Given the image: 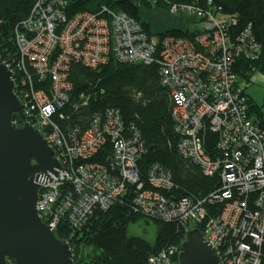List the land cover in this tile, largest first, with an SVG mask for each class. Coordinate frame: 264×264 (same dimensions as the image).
Masks as SVG:
<instances>
[{"label":"built area","instance_id":"2783aa9c","mask_svg":"<svg viewBox=\"0 0 264 264\" xmlns=\"http://www.w3.org/2000/svg\"><path fill=\"white\" fill-rule=\"evenodd\" d=\"M163 1L170 14L199 19V33L192 39L166 36L159 41L141 21L107 5L97 13L70 16L69 0H37L17 25V54L4 62L13 77L16 72L15 91L27 122L43 134L61 162L59 177L49 172L53 181L40 182L38 212L55 232L65 219L72 236L95 208L108 209L135 184V209L180 221L187 230L201 225L222 264H264V113L251 111L247 82L235 71L239 57L258 59L261 45L250 28L231 33L230 25L237 19L221 7H208L212 0L207 6ZM112 58L159 65L162 83L174 99L178 149L206 175L217 176L219 188L203 198H172L164 193L174 188L171 173L159 164L150 168L145 188L138 168L145 143L116 108L96 114L85 131L63 130L58 119L68 115L62 108L70 100L72 63L97 69ZM33 75L39 83L49 82L47 88L35 89ZM208 128L219 134L214 154L205 147ZM108 141L113 144L110 165L91 161ZM178 248L161 249L149 263L179 264Z\"/></svg>","mask_w":264,"mask_h":264},{"label":"trees","instance_id":"16d2710c","mask_svg":"<svg viewBox=\"0 0 264 264\" xmlns=\"http://www.w3.org/2000/svg\"><path fill=\"white\" fill-rule=\"evenodd\" d=\"M37 0H0V57L3 61L17 54L15 29L23 22ZM171 3L208 5L209 0H169ZM152 4L167 9L165 1L151 0H69L68 15L89 11L97 13L102 5L117 12H126L142 22L147 32L161 41L166 36L192 39L197 30L173 27L154 31L150 22L142 18L141 9ZM208 7H221L224 14L234 16L236 24L230 32L240 34L247 28L261 45L259 58L247 60L239 57L235 71L242 80L250 83L257 71L264 72V0H212ZM185 14V13H184ZM15 82L19 80L14 74ZM72 90L70 100L62 110L68 114L65 120L58 119L65 132L69 127L88 129L93 117L105 113L109 108L120 110L127 127L140 131L146 151L138 161L141 180L147 182L150 168L159 164L172 176L174 188L165 191L172 198L189 196L203 198L220 186L217 176H208L203 168L185 158L178 149L180 135L175 131L172 116L174 99L171 90L161 80L157 63L121 62L112 58L107 64L92 69L82 63L73 62L70 69ZM35 89L47 88L33 75ZM250 95V94H249ZM84 96V97H82ZM87 99V104H84ZM251 111L264 113V106L250 95ZM205 147L214 154L219 134L209 128L204 133ZM113 144L108 143L91 159L110 165ZM148 187L146 183L145 188ZM136 185L130 184L108 209L95 208L85 223L69 236L71 230L64 219L56 231L60 239H67L73 252L74 264H150L149 257L163 248L180 247L186 238L187 226L177 220H164L146 215L134 208ZM221 208L222 205H219ZM143 221L153 223L155 238L150 241L129 233L132 224Z\"/></svg>","mask_w":264,"mask_h":264},{"label":"water","instance_id":"95a60500","mask_svg":"<svg viewBox=\"0 0 264 264\" xmlns=\"http://www.w3.org/2000/svg\"><path fill=\"white\" fill-rule=\"evenodd\" d=\"M15 89L13 72L0 57V264H74L69 242L57 236L37 209L40 182L53 181L49 172L59 177L61 162L43 134L27 122ZM205 233L201 225L186 231L179 264H222Z\"/></svg>","mask_w":264,"mask_h":264},{"label":"rangeland","instance_id":"374dc122","mask_svg":"<svg viewBox=\"0 0 264 264\" xmlns=\"http://www.w3.org/2000/svg\"><path fill=\"white\" fill-rule=\"evenodd\" d=\"M163 8L157 7L152 4L150 8L143 7L141 9L142 18L150 22L154 31H157V25L163 26V28H168L172 26H176V19L179 18L183 13H176L172 16L169 11L166 9V13L160 14L163 12ZM187 15V14H186ZM189 15V14H188ZM182 20V19H181ZM187 24L188 28L193 30L195 28L194 23L190 22L189 19L183 18L181 21ZM165 26V27H164ZM247 86V90L249 94L258 101V103L264 105V72L257 71L250 83H245ZM194 223L190 224L192 228ZM129 233L131 235H137L145 237L146 239L153 241L155 238V226L153 223L145 224L143 221L139 223L132 224L129 229Z\"/></svg>","mask_w":264,"mask_h":264},{"label":"crops","instance_id":"0c3cea01","mask_svg":"<svg viewBox=\"0 0 264 264\" xmlns=\"http://www.w3.org/2000/svg\"><path fill=\"white\" fill-rule=\"evenodd\" d=\"M164 11L163 12H161L160 14H163L164 12L166 13V9H163ZM173 16V15H172ZM183 18H187V19H189V21L190 22H192V23H194V25H195V28L193 29V30H197V31H199L200 29H201V21L199 20V19H197L196 17H194V16H192V15H186V14H182L179 18H177L176 19V21H177V24H176V26H172V27H168V28H163V26H159V25H157V27H160V28H157L158 30H157V32L158 31H164V30H168V29H170V28H175V27H177V28H188V26H187V24H185V23H183V22H181L182 20H183ZM182 19V20H181ZM152 26V25H151ZM165 27V26H164ZM153 29V28H152ZM189 29V28H188ZM191 30V29H190ZM256 100V99H255ZM257 101V100H256ZM258 102V101H257Z\"/></svg>","mask_w":264,"mask_h":264}]
</instances>
